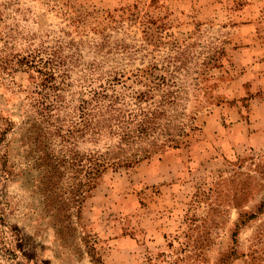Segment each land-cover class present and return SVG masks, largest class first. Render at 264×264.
I'll return each instance as SVG.
<instances>
[{
  "label": "rangeland",
  "instance_id": "obj_1",
  "mask_svg": "<svg viewBox=\"0 0 264 264\" xmlns=\"http://www.w3.org/2000/svg\"><path fill=\"white\" fill-rule=\"evenodd\" d=\"M28 56L76 93L92 64L157 82L187 136L108 170L81 208L66 177L49 198ZM0 127V264H264V0H0Z\"/></svg>",
  "mask_w": 264,
  "mask_h": 264
},
{
  "label": "trees",
  "instance_id": "obj_2",
  "mask_svg": "<svg viewBox=\"0 0 264 264\" xmlns=\"http://www.w3.org/2000/svg\"><path fill=\"white\" fill-rule=\"evenodd\" d=\"M31 57L19 61L36 73L30 76L35 88L26 96L25 133L32 150L42 153L35 168L40 190L49 198L61 191L58 185L66 177L72 202L81 208L108 170L132 168L153 154L179 148L187 136L184 122L174 126L168 111L174 101L157 99V82L135 76L133 83L141 85L136 89L124 74L92 64L81 76L83 92L76 93L70 91L69 69L57 75L53 61L37 67ZM9 130L0 127V143ZM79 144L87 147L78 150ZM7 162L6 156L0 159V183L11 175Z\"/></svg>",
  "mask_w": 264,
  "mask_h": 264
}]
</instances>
